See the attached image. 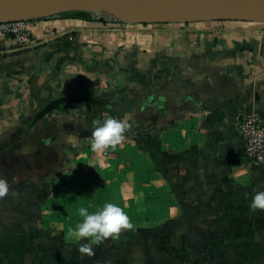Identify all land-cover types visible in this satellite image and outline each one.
I'll use <instances>...</instances> for the list:
<instances>
[{
	"label": "crops",
	"instance_id": "1",
	"mask_svg": "<svg viewBox=\"0 0 264 264\" xmlns=\"http://www.w3.org/2000/svg\"><path fill=\"white\" fill-rule=\"evenodd\" d=\"M73 13V12H72ZM29 44L0 43V264H264V165L235 128L264 113V24H126L64 13L30 21ZM68 105L33 124L49 102ZM131 116L116 151L85 131ZM121 207L134 225L79 253V207Z\"/></svg>",
	"mask_w": 264,
	"mask_h": 264
},
{
	"label": "water",
	"instance_id": "2",
	"mask_svg": "<svg viewBox=\"0 0 264 264\" xmlns=\"http://www.w3.org/2000/svg\"><path fill=\"white\" fill-rule=\"evenodd\" d=\"M104 13L125 24L151 25L195 22H246L264 24V0H0V22L33 21L64 13ZM68 105L106 109L108 100L71 95L46 104L32 120ZM90 129L83 137L91 138ZM127 130L125 136L130 134Z\"/></svg>",
	"mask_w": 264,
	"mask_h": 264
},
{
	"label": "clouds",
	"instance_id": "3",
	"mask_svg": "<svg viewBox=\"0 0 264 264\" xmlns=\"http://www.w3.org/2000/svg\"><path fill=\"white\" fill-rule=\"evenodd\" d=\"M131 116L123 118H107L97 121L91 131V150L96 153L116 151L121 146L125 133L130 129ZM10 190L9 181L0 178V198L5 197ZM250 213H264V190H257L249 204ZM78 215L81 221L74 228L67 230V238L79 243L78 251L84 256L92 257L94 247H99L106 240L116 239L122 231L134 228L127 213L118 205L108 202L95 212L79 207Z\"/></svg>",
	"mask_w": 264,
	"mask_h": 264
},
{
	"label": "built area",
	"instance_id": "4",
	"mask_svg": "<svg viewBox=\"0 0 264 264\" xmlns=\"http://www.w3.org/2000/svg\"><path fill=\"white\" fill-rule=\"evenodd\" d=\"M91 15L93 19L104 21L114 28L126 25L104 13ZM29 23L30 21L0 22V43L7 38H12L17 46H27L29 44ZM235 128L242 140L246 159L251 164L264 165V113L240 111L236 115Z\"/></svg>",
	"mask_w": 264,
	"mask_h": 264
},
{
	"label": "trees",
	"instance_id": "5",
	"mask_svg": "<svg viewBox=\"0 0 264 264\" xmlns=\"http://www.w3.org/2000/svg\"><path fill=\"white\" fill-rule=\"evenodd\" d=\"M70 14H72L74 16H79V17H84V16H87V15H90L89 13H85V12H73V13H70Z\"/></svg>",
	"mask_w": 264,
	"mask_h": 264
}]
</instances>
